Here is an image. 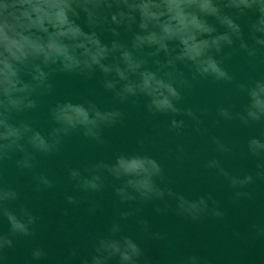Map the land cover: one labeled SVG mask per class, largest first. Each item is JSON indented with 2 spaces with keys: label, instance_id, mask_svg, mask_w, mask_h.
Returning <instances> with one entry per match:
<instances>
[{
  "label": "water",
  "instance_id": "obj_1",
  "mask_svg": "<svg viewBox=\"0 0 264 264\" xmlns=\"http://www.w3.org/2000/svg\"><path fill=\"white\" fill-rule=\"evenodd\" d=\"M252 18L250 12L237 20L246 39ZM82 19L78 23L84 27ZM120 31L119 39L128 43L131 34ZM101 38L108 42L111 36L105 33ZM247 42L251 46L252 42ZM217 58L233 77L230 83L210 77L192 79L191 71L177 64L189 85L178 87L177 114L149 113L147 98L142 96L120 101L103 87L99 71L91 77L54 74L50 78L52 92L33 96L35 109L10 113V123H27L45 138L56 127L49 109L58 102L90 103L101 112L117 111L121 116L113 124L100 126L99 140L85 137L83 130L77 129L63 136L52 153L37 152L24 140L20 142L24 152L0 153V190L16 193V199L4 206L18 217L21 207L35 217L32 235L14 237L13 247L0 251V264H80L94 254L96 239L111 235L113 224L119 226L118 237L127 236L140 247L139 264H185L193 255L199 264H264V169L257 168L258 163H264V153L253 156L248 150L250 139L264 142V120L243 125L238 118L247 104L246 92L239 85L264 81V48L257 46L255 55L248 56L236 42ZM155 59L163 61L164 53ZM147 67L156 70L152 59ZM221 108L232 118L221 116ZM187 110L193 116L186 115ZM173 119L183 121V126L173 129ZM26 154L32 166L21 168L19 162ZM120 155L154 159L161 168V176L155 178L159 188L188 200L204 197L209 211L196 220L178 214L176 195L121 202L114 191L121 181L106 169L94 167H110ZM213 160L219 167L207 166ZM70 170L78 171L79 178L70 179ZM93 175L101 178L98 191L78 186L79 179ZM41 176L51 187L40 182ZM245 176H251L252 183L231 185L229 178ZM69 196L74 203H69ZM122 212L132 214L122 217ZM8 232V221L0 214V235ZM37 247L46 252L39 262L31 258ZM73 250L75 257L70 254Z\"/></svg>",
  "mask_w": 264,
  "mask_h": 264
},
{
  "label": "clouds",
  "instance_id": "obj_2",
  "mask_svg": "<svg viewBox=\"0 0 264 264\" xmlns=\"http://www.w3.org/2000/svg\"><path fill=\"white\" fill-rule=\"evenodd\" d=\"M250 12L254 18L247 25L246 39L237 20ZM81 18L84 27L78 23ZM120 30L131 34L128 43L119 39ZM105 33L111 36L108 42L101 38ZM247 41L252 42L251 46ZM236 42L248 56L255 55L257 46L264 48V0H0V153L24 152L22 140L37 152L52 153L63 136L77 129H82L85 137L99 140L100 126L120 118L117 111L101 112L90 103L85 106L65 101L49 109L56 127L47 138L27 123H10V113L37 107L34 95L52 92L50 78L54 74L91 77L99 71L104 77L103 87L120 101L142 96L147 98L149 113L177 114L180 109L176 102L181 99L178 87L189 86L177 64L188 68L192 79L210 77L216 82L230 83L233 77L217 57ZM161 52L163 61L155 59ZM149 59L156 65L155 71L148 69ZM239 88L247 95L243 113L238 114L240 122L248 125L264 120V81ZM219 113L226 119L232 118L226 109H219ZM185 114L193 116L191 110ZM182 126L183 121H171L173 129ZM248 150L258 156L264 153V142L252 138ZM30 159L26 154L19 166L30 168ZM207 166L219 167L214 160ZM94 167L106 169L121 181L114 189L121 202L163 200L165 195H176L178 214L196 220L209 211L204 197L188 200L159 188L155 178L161 176L160 165L148 156L120 155L110 167ZM257 168L264 169V163H258ZM69 177L77 179L79 172L70 170ZM100 179L99 175L81 178L78 186L98 191L102 187ZM229 179L233 187L252 183L251 176ZM39 180L51 187L46 178L41 176ZM15 199L14 191L0 190V214L9 224V232L0 235V251L12 248L14 237L32 235L35 217L23 207L18 217L4 206ZM67 199L74 203L71 196ZM131 214L120 213L122 217ZM212 214L220 215L215 211ZM110 231V236L95 240L94 254L80 264H139L142 253L138 244L127 236L118 237L116 224ZM70 254L76 256L74 250ZM45 256L42 248L31 251L35 262ZM185 264H199L198 257L189 256Z\"/></svg>",
  "mask_w": 264,
  "mask_h": 264
}]
</instances>
